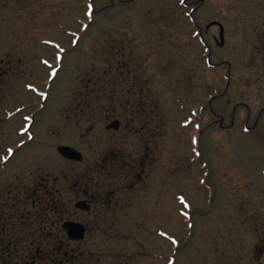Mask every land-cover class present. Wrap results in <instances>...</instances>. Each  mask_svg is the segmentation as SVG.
<instances>
[{
	"label": "rangeland",
	"instance_id": "obj_1",
	"mask_svg": "<svg viewBox=\"0 0 264 264\" xmlns=\"http://www.w3.org/2000/svg\"><path fill=\"white\" fill-rule=\"evenodd\" d=\"M10 190L34 264L264 263V0H0Z\"/></svg>",
	"mask_w": 264,
	"mask_h": 264
},
{
	"label": "flooded vegetation",
	"instance_id": "obj_2",
	"mask_svg": "<svg viewBox=\"0 0 264 264\" xmlns=\"http://www.w3.org/2000/svg\"><path fill=\"white\" fill-rule=\"evenodd\" d=\"M120 128V121H119V127L117 129ZM116 160H114L115 162ZM146 159L143 158L140 163L135 162L139 168V170L143 171L146 170V163H145ZM113 162V166L115 167L116 163ZM125 169L128 171H135V166L130 160H128L125 164ZM136 183L135 184H130L128 185V187H124V190L122 191H135L136 190ZM119 189H114L111 192L113 193L111 196H108L109 200H112V197L115 196L116 194L114 193L115 191H118ZM13 191L10 190V193L6 192L5 194L0 193V264H34V260L32 259V261H30L31 256L29 255V251H33V249H29V248H19L18 247V230H19V221L22 222V224L20 225L21 228H25L27 227V225L30 224L31 222V218L32 216L36 215L35 211H32L31 213H27V214H21V217L19 218V211L17 209L16 206V202H15V198L16 195L12 193ZM1 197L3 199H7L5 201H1ZM94 201L89 202L88 200H86L90 205H91V209L89 211L86 210H82L76 207V203H78L81 200H78L75 204L74 207L77 211H81V212H87L90 213L93 210V202L95 203V201L99 202L101 201V195H95ZM17 201V199H16ZM36 201V199H35ZM42 203V200H40ZM39 203V204H41ZM43 209V208H42ZM45 209H43V211L41 210L40 212H42L43 214H45L44 211ZM176 213V212H175ZM20 219V220H19ZM46 219L47 222V218L46 217H42V221ZM72 222L73 220H67L65 222ZM64 222V223H65ZM74 222H78V221H74ZM86 233H87V228H86ZM34 234H26L27 237L33 236ZM19 251H21V254L19 253ZM36 251H44L42 250V248H37ZM51 251H71L67 248L64 247H59L57 249H52Z\"/></svg>",
	"mask_w": 264,
	"mask_h": 264
},
{
	"label": "water",
	"instance_id": "obj_3",
	"mask_svg": "<svg viewBox=\"0 0 264 264\" xmlns=\"http://www.w3.org/2000/svg\"><path fill=\"white\" fill-rule=\"evenodd\" d=\"M215 25L218 26L220 29L218 45L223 46L225 43L224 26L219 22H212L207 25L206 29ZM118 127H119V121H114L109 125V128L117 129ZM57 151L62 157H64L67 160H72L77 162H81L83 160L82 153L70 146H60L58 147ZM76 207L86 211H89L91 209V205L86 200H82L76 203ZM63 228L66 230L68 238L72 241H81L85 238L86 227L84 224L80 222H74V221L65 222L63 224Z\"/></svg>",
	"mask_w": 264,
	"mask_h": 264
},
{
	"label": "snow or ice",
	"instance_id": "obj_4",
	"mask_svg": "<svg viewBox=\"0 0 264 264\" xmlns=\"http://www.w3.org/2000/svg\"><path fill=\"white\" fill-rule=\"evenodd\" d=\"M9 151H11V150H9Z\"/></svg>",
	"mask_w": 264,
	"mask_h": 264
}]
</instances>
